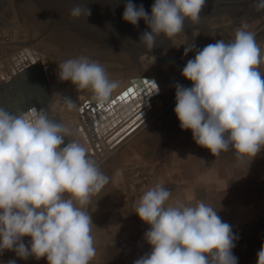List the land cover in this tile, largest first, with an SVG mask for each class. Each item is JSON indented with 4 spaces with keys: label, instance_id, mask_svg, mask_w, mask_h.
Returning <instances> with one entry per match:
<instances>
[{
    "label": "clouds",
    "instance_id": "clouds-1",
    "mask_svg": "<svg viewBox=\"0 0 264 264\" xmlns=\"http://www.w3.org/2000/svg\"><path fill=\"white\" fill-rule=\"evenodd\" d=\"M205 3L155 0L149 15L143 4L128 0L123 20L134 27L144 20L150 31L141 34L140 42L153 49L161 34L172 40L183 32L186 19L199 23ZM254 7L264 9V0H255ZM84 11L77 5L69 15L79 18ZM86 11L89 17L90 8ZM194 49L195 44L185 47L184 54ZM261 62L255 34L241 28L234 41L206 45L183 68L192 86L176 84L175 114L181 129L190 130L194 142L214 157L234 150L241 160L253 159L264 150ZM58 69L61 81H70L78 91L90 90L101 106L119 86L99 62L85 56L65 60ZM64 102L68 109L76 108L71 98ZM70 134L44 110L14 116L0 108V254L46 258L48 264H90L95 257L93 221L86 207L109 178L82 144L70 139L65 144ZM170 196L157 184L140 198L135 214L149 225L144 238L151 251L134 264H238L232 226L202 201L166 206ZM25 237L31 238L29 244ZM256 264H264V245Z\"/></svg>",
    "mask_w": 264,
    "mask_h": 264
},
{
    "label": "crops",
    "instance_id": "crops-1",
    "mask_svg": "<svg viewBox=\"0 0 264 264\" xmlns=\"http://www.w3.org/2000/svg\"><path fill=\"white\" fill-rule=\"evenodd\" d=\"M250 25L245 24L238 30L243 28L255 34L261 49L259 70L264 73V24L256 28ZM182 77L181 74L172 79L167 90L160 87L161 93L164 91L166 99L174 104L175 86ZM189 83L187 87L192 86V82ZM175 106L168 118L151 123L147 120L155 108L152 100V107L137 129L121 142L114 143L112 150L102 137L110 130L112 121L98 122L103 155L92 139L88 142L79 133H71L67 138L68 142L70 139L82 144L89 158L109 178L86 207L93 221L91 234L96 249L90 264H134L151 251L144 238L149 225H139L132 215V193L137 189L139 179L136 175L140 172L147 176L150 188L159 184L171 192L166 206H194L202 201L213 207L238 237L233 249L238 264H256L257 253L264 245V150L253 159L241 160L234 150L214 157L208 149L194 142L190 130L181 129ZM63 120L73 124V118L62 117L67 128L69 125ZM81 127L82 124H78V128ZM30 239L25 237L24 243L29 244ZM128 241L133 248L125 246ZM132 249L140 254L135 255ZM9 260H15L16 264H48L46 258L24 260L12 251L0 254V264H8Z\"/></svg>",
    "mask_w": 264,
    "mask_h": 264
},
{
    "label": "rangeland",
    "instance_id": "rangeland-1",
    "mask_svg": "<svg viewBox=\"0 0 264 264\" xmlns=\"http://www.w3.org/2000/svg\"><path fill=\"white\" fill-rule=\"evenodd\" d=\"M127 2L7 0V6L0 12V66L5 65V68L0 67V80L1 73L9 75V63H13L18 56L23 55L24 49H28L33 56L38 54L51 61L57 71L58 64L80 56L99 62L109 79L118 82L119 86L113 92L115 96L125 89L132 77H154L159 86L167 90L175 74L184 68L189 59H194L196 51L217 40L225 43L234 41L236 31L245 24H251L252 28L264 24V9L257 10L254 7L255 0H206L199 23L186 19L183 32L172 40L161 34L156 39V47L148 49L140 42L141 34L150 31L144 20L139 21L138 27L123 20ZM132 2L137 6L143 4L146 12L151 15L155 0ZM77 5L85 11L81 17L72 18L70 10ZM88 7L91 10L89 17L86 11ZM194 44L195 49L186 56L185 47ZM48 80L53 96V114L73 118V124L63 121L69 125L70 133L82 135L77 129L78 124H84L79 108L93 93L90 90L78 91L70 81H61L56 72ZM189 82L184 77L178 81L185 87ZM164 93L153 99L155 108L147 121L154 123V120L169 117V111L176 104L166 99ZM65 97L76 103L75 109L67 108Z\"/></svg>",
    "mask_w": 264,
    "mask_h": 264
},
{
    "label": "water",
    "instance_id": "water-1",
    "mask_svg": "<svg viewBox=\"0 0 264 264\" xmlns=\"http://www.w3.org/2000/svg\"><path fill=\"white\" fill-rule=\"evenodd\" d=\"M7 4V0H0V12ZM182 71L183 69L178 71L174 77L181 75ZM153 84L155 87H152ZM156 85L158 92H156ZM161 91L156 78L141 76L132 77L121 93L116 96L112 94L110 101L102 106L93 100L92 95L79 108L84 129L82 127L77 129L88 142L92 139L98 152L103 155L97 123L111 120L110 130L102 137L108 144L114 145L121 142L137 129L147 111L152 107V100ZM52 102L53 97L43 62L40 60L0 82V108L14 116H20L35 108L37 111L44 110L51 119L59 123L62 118L60 114H53ZM67 143L66 137L65 144Z\"/></svg>",
    "mask_w": 264,
    "mask_h": 264
},
{
    "label": "bare ground",
    "instance_id": "bare-ground-1",
    "mask_svg": "<svg viewBox=\"0 0 264 264\" xmlns=\"http://www.w3.org/2000/svg\"><path fill=\"white\" fill-rule=\"evenodd\" d=\"M27 47H29V46H27ZM32 48H33V50H35L34 47H32ZM22 54L23 55L18 56V59L16 58L15 60H13V63H12V61H11V63H9L11 65L10 66V70H9V72H10L9 75H7L6 72L5 73H1V80H0V82L3 81V80H5V79H8V78L12 77L15 73H18L20 70H22L23 68H25L29 63H34L37 60H40V61L43 62V66H44V69H45V74H46L47 80H48V78H50L51 76H53L55 72H56V74L58 73V71L56 70V68L53 65H51V63H50L51 61L49 62L46 58H43V57L38 56L37 52L35 53V54H37V56H35V55L33 56L31 50L24 49L23 52H22ZM24 60H28L27 61L28 63H26V62L24 64L20 63V62H22ZM0 63H2V62H0ZM19 64H20V66L17 67V65H19ZM0 67L1 68H5V65L4 64H1ZM47 67L48 68L51 67V68H49V70H48ZM48 83H49V80H48ZM49 87H50V85H49ZM50 90H51V88H50ZM61 118H62V116H61Z\"/></svg>",
    "mask_w": 264,
    "mask_h": 264
},
{
    "label": "built area",
    "instance_id": "built-area-1",
    "mask_svg": "<svg viewBox=\"0 0 264 264\" xmlns=\"http://www.w3.org/2000/svg\"><path fill=\"white\" fill-rule=\"evenodd\" d=\"M109 150H112L114 148L113 144H109ZM136 177H138V183H137V189L132 193V215H133V219L139 224L142 225L144 224L143 221H141V219L138 217L137 214H135L136 212V208L139 204L140 198L142 197V195L150 189V184L148 182V178L147 176L143 173L140 172L136 175ZM125 246L128 247V249L133 248L130 241H128V243H125ZM133 252H135V255H139L140 253L136 250V249H132ZM132 252V253H133Z\"/></svg>",
    "mask_w": 264,
    "mask_h": 264
},
{
    "label": "snow or ice",
    "instance_id": "snow-or-ice-1",
    "mask_svg": "<svg viewBox=\"0 0 264 264\" xmlns=\"http://www.w3.org/2000/svg\"><path fill=\"white\" fill-rule=\"evenodd\" d=\"M152 87H155V85L153 84Z\"/></svg>",
    "mask_w": 264,
    "mask_h": 264
}]
</instances>
